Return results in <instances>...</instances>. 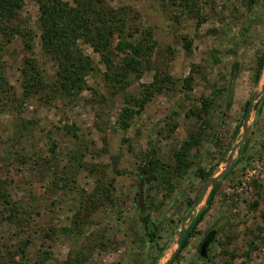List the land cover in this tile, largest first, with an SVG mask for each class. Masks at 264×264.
<instances>
[{
    "label": "rangeland",
    "instance_id": "obj_1",
    "mask_svg": "<svg viewBox=\"0 0 264 264\" xmlns=\"http://www.w3.org/2000/svg\"><path fill=\"white\" fill-rule=\"evenodd\" d=\"M109 1L136 9L140 23L154 29L158 42L151 68L140 78H132L124 90L112 92L99 54L86 46L96 68L87 75L86 88L74 97L58 96L47 102L36 95L22 101L24 57L37 59L48 80L54 79L56 69L39 45L34 0H25L20 13L34 34L33 48L25 49L19 36L5 47L0 69V179L15 211L0 204V264H63L69 249L87 237L96 242V248L85 264L165 263L177 249L173 240L183 215L201 193L204 181L193 175L196 167L213 163L212 172L221 171L229 150L242 136L244 103L249 100L254 105L262 85V81L253 83L250 67L264 50V0H258L248 16L239 0H197L206 15L199 27L188 11L164 0ZM180 35L191 39L189 50L183 48ZM243 37L239 48L242 69L234 84L231 108L224 111L220 92L232 57L222 51ZM156 71L170 75L174 83L153 94L142 113L121 128L117 118L124 98L138 94L152 82ZM190 74L191 87L186 90L182 81ZM208 97L213 102L208 107L210 121L204 124L191 111ZM248 123L252 129L246 146L234 153L230 173L218 181L213 203L201 202L190 216L188 224L208 208L196 228L200 233L169 264L199 262L200 237L222 214L234 227L215 236L207 257L213 264L231 259L232 264H264V243L255 237L264 226V92ZM66 126L75 129L68 132ZM191 134L200 135L199 144L188 155L195 165L174 179L172 187L163 186L151 172L145 174L149 180L144 183L143 201L160 234L150 241L137 207L138 183L143 177L139 171L151 148L162 160H170ZM103 175L112 180L114 201L93 213L91 224L82 228L83 234L75 241L62 228L71 225V217ZM195 196L187 204V198Z\"/></svg>",
    "mask_w": 264,
    "mask_h": 264
},
{
    "label": "trees",
    "instance_id": "obj_2",
    "mask_svg": "<svg viewBox=\"0 0 264 264\" xmlns=\"http://www.w3.org/2000/svg\"><path fill=\"white\" fill-rule=\"evenodd\" d=\"M37 5V22L40 33L38 34L39 45L42 53L53 61L56 69L54 79L48 80L44 70L40 67L37 59L26 56L20 67V81L22 86L21 100H27L36 95H40L47 102L55 97H74L86 88V77L96 70L93 58L85 51V47L92 48L93 52L99 54L101 62L105 66L104 77L108 85L113 88L112 92L124 90L132 83V78H140L144 71L151 68V55L158 42L154 38V29L151 26H143L139 21V14L131 6L120 4L114 6L109 0H34ZM170 5L177 6L182 12H187L197 19V26L203 22L206 15L200 11L197 0H164ZM258 0H239L243 13L248 16L253 10ZM25 0H0V69L2 68V56L5 54V47L13 38L19 36L22 39L23 47L27 50L33 48L32 30L20 17ZM244 34V28L241 31ZM183 40V48H191V39L186 35H180ZM244 43V37L239 39L238 44H232L223 53L232 57L229 64L227 77H224L220 94L223 99L224 111L229 110L233 101L234 84L242 69V62L239 59V48ZM264 67V50L258 53L255 63L250 67L253 83L258 84L262 79ZM2 77V76H0ZM192 75L183 78L182 87L186 90L191 87ZM174 82L170 75L156 71L151 83L144 85L138 94H127L122 103L118 115V124L121 128H127L131 120L142 113L145 104L155 93H160L169 88V84ZM39 97V98H40ZM213 99L208 97L203 99L202 105L196 110H192L197 118H201L204 124L210 121L208 107ZM249 100L244 103L243 113L249 105ZM73 127L66 126V131L70 132ZM75 128H73L74 130ZM239 126L236 128V133ZM76 137L75 133H72ZM200 135L191 136L181 143L180 147L172 154L170 160H162L154 149L148 151L146 160L139 171V176L146 182L149 180L148 174L158 178L160 183L165 186H173L172 181L183 176L190 168L194 167L195 161L189 159V150L192 146H197L200 142ZM219 143V139H216ZM246 143L242 146L244 148ZM217 144V143H215ZM241 148V150H242ZM226 150V149H225ZM225 152V151H224ZM213 163L202 166L198 165L194 171V176L205 181L213 171ZM153 172V174H152ZM227 172L224 176H228ZM145 175V177H144ZM103 175L97 181L92 193L89 194L81 208H78L71 217V225L62 228L67 234H71L75 241L77 235L83 234L82 228L92 222V215L97 209L111 204L112 180H106ZM220 182H216L210 191L207 205L213 203L214 196L218 191ZM194 198H187L190 204ZM5 203L11 211L15 207L7 198V192L0 179V204ZM257 202L254 201V205ZM207 206V207H208ZM207 209L201 210L191 221L189 228L179 240V247L173 257L178 260L181 252L188 245L189 239L200 232L196 229L204 218ZM145 226V235L150 241L155 236H159L158 226L151 222L148 212L140 215ZM264 221V213L262 215ZM150 224L154 225L150 228ZM234 223L227 215H219L213 220L209 228L203 231L197 250L199 262L191 261L189 264H213L207 257V250L215 236L220 232L231 229ZM264 243V226L258 228L255 236ZM89 240L71 247L64 259L63 264H85L91 252L96 248V242L90 237ZM228 240H231L228 237ZM208 242L204 254H201V245ZM253 241L250 242L252 244ZM231 257L235 254L227 251ZM249 256V252H243ZM232 260V259H231ZM222 264H232V261ZM156 262H153L154 264Z\"/></svg>",
    "mask_w": 264,
    "mask_h": 264
},
{
    "label": "water",
    "instance_id": "obj_3",
    "mask_svg": "<svg viewBox=\"0 0 264 264\" xmlns=\"http://www.w3.org/2000/svg\"><path fill=\"white\" fill-rule=\"evenodd\" d=\"M262 85H261V89L260 91H258V93L255 95L254 99H256L254 105H252L251 103H249V105L246 108L244 117H243V122H242V136L241 138L234 144V146L229 150V153L227 155V159L225 161V165L224 168L217 172H212V174L204 181L203 185H202V189H201V193L198 197V199L190 206V208L186 211V213L183 215L182 219H181V224H180V228L179 231L176 235V237L173 240V243L177 245V249L179 247V240L180 238L183 236V234L186 232V230L189 228V225L191 223L188 224V221L190 219L191 214L193 213V211L196 209L197 206H199L201 204V202H207V199L209 197L210 191L213 188V186L215 185L216 182L220 181L221 178L224 177V175L229 171L230 167L232 166L233 163V157H234V153L236 151H238L241 146L245 143V140L247 138V135L250 133V130L252 129V125H249V117L252 111H255L257 109L258 103L260 101V97L262 95V93L264 92V67H263V74H262ZM260 81V82H261ZM259 82V83H260ZM144 179L140 178L139 183H138V199H137V207L139 209L140 215H145L147 212V209L144 205V201H143V189H144ZM208 242H203L201 245V254H204L205 252V248ZM176 249V250H177ZM176 250L170 255L169 259L162 264H169L170 261L173 259ZM154 264H161L158 263V261Z\"/></svg>",
    "mask_w": 264,
    "mask_h": 264
}]
</instances>
